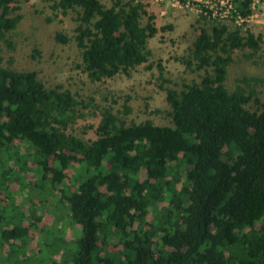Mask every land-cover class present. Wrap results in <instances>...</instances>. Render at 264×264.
I'll return each instance as SVG.
<instances>
[{
	"label": "trees",
	"instance_id": "trees-1",
	"mask_svg": "<svg viewBox=\"0 0 264 264\" xmlns=\"http://www.w3.org/2000/svg\"><path fill=\"white\" fill-rule=\"evenodd\" d=\"M20 1L0 0V42L9 47ZM236 1L237 12L247 14V2ZM111 2L51 5L75 13L72 37L56 31L54 40L76 43L92 82L129 76L148 62V40L159 31L147 0ZM201 19L208 27L199 26L187 56L177 58L204 71L198 81L163 86L169 79L155 61L169 125L127 122L102 107L96 136L84 140L68 131L84 114L68 88L46 87L34 70L0 66V185L21 181L28 204L26 211L16 203L9 186L6 201L0 192V263L264 264L259 78L242 75L233 89L225 85L233 54L246 50L244 58L255 61L263 38L234 19ZM130 111L124 103L123 114ZM45 208L54 213L50 224L38 214ZM66 227L75 233L65 236Z\"/></svg>",
	"mask_w": 264,
	"mask_h": 264
},
{
	"label": "rangeland",
	"instance_id": "rangeland-1",
	"mask_svg": "<svg viewBox=\"0 0 264 264\" xmlns=\"http://www.w3.org/2000/svg\"><path fill=\"white\" fill-rule=\"evenodd\" d=\"M105 6L111 5V0H101ZM148 10L155 15V24L159 31L149 38L148 48L151 56L148 62L137 66L129 76L117 75L102 82H92L82 70L80 49L73 40L63 44L54 40V33L61 31L72 37L75 27V13L69 11L62 15L51 7L53 0H21L19 12L22 14L17 27L8 36L13 47L0 42V66L16 70H34L38 78L46 87L61 85L68 88L74 96L82 101L78 106L84 113L78 117L69 127L68 131L84 140L94 138L95 127L100 118V108L111 107L127 122H140L151 119L154 124L169 125L171 117L167 114L169 106L165 100V92L161 88L158 78V70L155 61L161 59L165 67V77L169 79L163 86L181 88L184 82L198 81L203 70L194 71L186 68L178 60L187 56L198 28L202 24L208 27L209 23L201 19V15L195 9L173 6L171 1L147 0ZM260 14L257 21L246 23L242 30L250 28L255 33H260L263 38L261 49L254 60H247L243 53L246 50H237L233 54V60L228 66L225 85L233 89L237 79L242 75L255 76L259 80L256 84L258 96L264 101V4L259 8ZM146 17L142 18V23ZM207 22V23H206ZM170 25L169 28L160 29ZM153 63L151 68L146 66ZM89 103L87 105H84ZM126 103L131 111L123 114V105ZM254 105L249 104V107ZM23 153L25 146L17 149ZM10 162L9 164L11 165ZM17 165L12 167L17 168ZM29 181L33 179L31 173L21 174ZM21 181L14 180L0 185L3 201L8 198L5 195L6 187H10L12 198L27 211L28 204L24 201L27 188ZM6 197V198H5ZM49 206V204H48ZM42 221L45 224L53 222L54 213L47 208L42 209ZM61 224V222H59ZM65 229V228H64ZM75 233L71 228L65 229V236ZM35 237L30 247L36 250L39 233L32 232ZM7 245L4 246V249ZM30 250L29 252H31ZM58 255H56L57 257ZM0 264H5L3 261Z\"/></svg>",
	"mask_w": 264,
	"mask_h": 264
},
{
	"label": "built area",
	"instance_id": "built-area-1",
	"mask_svg": "<svg viewBox=\"0 0 264 264\" xmlns=\"http://www.w3.org/2000/svg\"><path fill=\"white\" fill-rule=\"evenodd\" d=\"M164 1V0H159ZM171 1L173 6L181 8L195 9L200 15H205L212 19H234L238 25L257 21L260 14L259 6L264 4V0H239L238 2H247L249 12L242 15L237 12L236 0H166ZM264 13V12H263Z\"/></svg>",
	"mask_w": 264,
	"mask_h": 264
}]
</instances>
